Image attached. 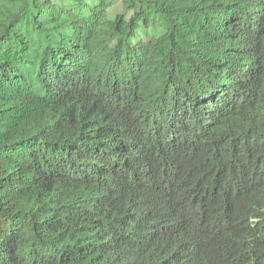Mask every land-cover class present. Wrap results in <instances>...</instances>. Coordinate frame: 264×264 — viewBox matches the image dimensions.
Here are the masks:
<instances>
[{
	"label": "trees",
	"instance_id": "obj_1",
	"mask_svg": "<svg viewBox=\"0 0 264 264\" xmlns=\"http://www.w3.org/2000/svg\"><path fill=\"white\" fill-rule=\"evenodd\" d=\"M0 264H264V0H0Z\"/></svg>",
	"mask_w": 264,
	"mask_h": 264
},
{
	"label": "rangeland",
	"instance_id": "obj_2",
	"mask_svg": "<svg viewBox=\"0 0 264 264\" xmlns=\"http://www.w3.org/2000/svg\"><path fill=\"white\" fill-rule=\"evenodd\" d=\"M135 16L136 13L132 9H124L120 2L117 3L110 9L109 18H111V21L106 23L103 36L107 37L111 31L117 28L124 31L125 28L133 21Z\"/></svg>",
	"mask_w": 264,
	"mask_h": 264
}]
</instances>
